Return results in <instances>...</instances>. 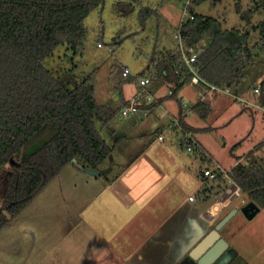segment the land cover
<instances>
[{
	"label": "rangeland",
	"instance_id": "374dc122",
	"mask_svg": "<svg viewBox=\"0 0 264 264\" xmlns=\"http://www.w3.org/2000/svg\"><path fill=\"white\" fill-rule=\"evenodd\" d=\"M118 1L104 0L98 9L87 15L84 20L87 34L75 52L66 45H60L43 61L47 69L68 85L72 84L69 78L80 79L84 73L96 70L94 96L98 102L110 107L118 106L120 90L125 96L132 93L133 82L130 79L138 77L147 65L146 74H149L153 54L164 49H175L173 35L177 32L179 19L186 6H191L197 13L215 17L223 29L244 30L250 27H246L239 10H247L255 0H219L214 4L211 0H202L198 4H192V0H124L135 5L126 16L121 14L123 8L117 6ZM142 5L155 8L157 15H151L142 23ZM186 12L184 20L189 17L188 9ZM263 17L264 11L254 12L251 15L252 24ZM257 39V32L252 31L249 44ZM253 52H256L257 57L246 66L239 79L245 93H240L236 86L228 90L232 94L240 93L243 97L249 95L250 105L245 100L236 102L231 95L224 93L220 98L232 103L229 112L220 102L213 105L208 120V116L195 114L199 122L197 125L202 126V123H211L218 115H224L225 120L227 113H230V123L225 120L221 122L220 129L203 135L213 139L210 141L213 146H219L216 151L222 158H232L228 165L225 164L226 167L218 162L226 169L236 165V157L243 159L242 154L246 156L250 149L264 140V109L256 105L260 94L254 91L258 86L254 85L256 79L264 77V54L257 48ZM124 69H127L128 77L122 75ZM155 84L159 83L153 80L148 87L151 89ZM168 90L169 86H166V93ZM181 103L189 107L194 105L186 99ZM158 112L161 115L163 111L158 109ZM133 113L129 116L118 113L122 117L116 115L118 119L115 116L116 120L112 119L115 121L111 120L107 126L100 128L101 136L110 147L113 146V142H109L113 133L121 134L120 129L141 136L146 131L151 133L156 130L159 124L156 114L149 112L144 116L140 111ZM201 130L191 131L194 137H198ZM166 131L162 132L163 143H170L182 150L184 160L193 172L210 164L206 152L208 159L199 161L195 157L196 153L181 148L185 143L180 130ZM130 145V142L123 141L116 148L114 146L111 161L105 160L98 167L100 173L97 176L67 165L18 213L8 215V221L0 228V264H164L168 254L177 250L181 253V248L188 247L187 225L181 224L184 232L179 228L174 231V222L179 215L189 212L202 218L203 210L218 212L229 201L223 209L234 205L238 214L229 219L228 225L235 227L236 233L241 234L244 242L242 246L246 254L250 255L249 264H264V207L252 219L246 220L241 207L247 194L237 184H233L234 191L229 196L223 191L222 181L205 179L203 181H207V184L195 193L199 196L206 194L210 198L207 203H203L208 207L185 209L180 204L184 203L183 199L188 198L187 194L192 189L189 184L191 170L182 165L174 169L172 179L170 172L168 175L166 170L159 169L152 162L153 157L147 146L142 145V142L135 147H127ZM125 147L124 151L127 152L122 156L120 151ZM135 148L140 154L133 161ZM255 152L264 160V146ZM189 158L199 165H193ZM115 160L120 166L112 164ZM8 170L5 167L0 171V209ZM216 186L222 189L221 192L216 193ZM171 207H175L178 215L171 212ZM169 231L170 236L167 237L174 241L173 246L164 240L160 241L166 236L158 234H167Z\"/></svg>",
	"mask_w": 264,
	"mask_h": 264
},
{
	"label": "trees",
	"instance_id": "16d2710c",
	"mask_svg": "<svg viewBox=\"0 0 264 264\" xmlns=\"http://www.w3.org/2000/svg\"><path fill=\"white\" fill-rule=\"evenodd\" d=\"M201 1L192 0V4ZM217 1L211 0L213 4ZM103 2L0 0V171L9 169L0 228L8 221V215L18 213L73 159L82 168L98 170L111 152L100 128L131 102L139 88L138 78L149 76V84L152 79L161 78L171 85L168 95L175 96L177 90L189 83L194 70L198 76V84L194 85L198 101L192 107L181 103V112L175 118L181 116V126L195 131L184 121L183 112L195 109L200 116H207L211 107L208 96L238 85L246 66L254 62L253 49L264 54V17L256 24L251 20L254 12L264 11V0H255L247 10H239L246 27H250L244 30L223 29L215 17L187 6L194 18L183 24L181 35L186 46L200 45L196 61L190 65L184 61L174 37L175 49L160 51L151 59L149 74L144 70L130 79L135 82L133 96L125 99L120 90L121 105L113 109L94 96L96 70L84 73L80 79L69 78L72 84L68 85L43 64L60 45L73 52L80 47L87 34L85 18ZM117 6L123 8L121 14L126 16L135 5L119 0ZM153 14L157 15L155 8L141 6L142 23ZM252 31L257 32L258 39L249 44ZM212 85L216 89L207 94ZM258 87L260 103L264 105V79ZM156 99L135 100L138 111L146 110L147 114L159 105L160 100ZM263 146L264 140L246 154V163H237L230 173L232 182L247 193L248 202L259 208L264 207V160L255 151ZM195 153L200 161L208 159L203 152ZM209 165L198 169L201 177L202 170Z\"/></svg>",
	"mask_w": 264,
	"mask_h": 264
},
{
	"label": "crops",
	"instance_id": "0c3cea01",
	"mask_svg": "<svg viewBox=\"0 0 264 264\" xmlns=\"http://www.w3.org/2000/svg\"><path fill=\"white\" fill-rule=\"evenodd\" d=\"M154 56H156V54H153V57ZM151 59H150V62H151ZM147 69H148V65L146 66L145 71ZM263 79H264V77L259 76L256 79L254 85L255 86L256 85L259 86V84L261 83V81ZM153 80L156 83H159V84H155L153 86V88L151 87V90L159 97L160 103H159V105L154 107L149 112H152V113L156 114V117H159V124L156 126V130H153L151 133L149 131L148 132L146 131V132L143 133V136H141V134H134V133H131V132L127 133V132L123 131L122 129H120L121 134H114L113 133L114 136L110 139L111 141H109V142H113V146L111 147L110 154L108 155V157L105 160H109V162L111 161V159L113 157V155H112L113 154V150H114L113 147L115 146L114 148H116L120 142H123V141L124 142H130L132 145L127 146V147H131V148L135 147V145L136 146L140 145V142H142V145H145V146H147L149 148L148 150L150 151V153H151V155L153 157L152 162L156 163L157 166L159 167V169H162L163 171L166 170L168 172V175H169V172H170V174H172V179H174V169L181 168L182 165L186 169L191 170V172L189 173L191 182L189 184L192 185V189H191L192 191L190 190L188 192V194H187L188 198L183 199L184 203L180 204V205L183 206L185 209H188V210L199 209L200 207L202 209H206L208 206L205 207L204 204L207 203L210 198H208V196L206 194H204V196H199V195H197L195 193V191H200L201 190L200 187L206 185L207 184L206 182L208 180L209 181L210 180L211 181H216V182L217 181H222L223 184H224V186H223L224 193L230 196L233 193V191H234L232 185L235 184V183L232 182L231 184H228L226 182V179H224L223 177H217L216 179H210V178L203 177V176L201 177L199 172H198V169H196L193 172L192 168L189 166V163L185 162L184 157L182 155V153H183L182 150H180L179 148H174L170 143L169 144H164L163 143V139L164 138L163 139H158V137H157L158 134L163 132V131H166V130H169V129H171L172 131L176 130L173 126L170 127V128H169V126L172 123L173 118H175V116L180 114V112H181V102L183 101V99H186L187 102H190V104H192V105L196 104L197 101H198V98H199L198 92L194 89L195 87L192 84L188 83V84L184 85L183 87H181L179 90H177L175 96H170V95H168V93H166L167 92L166 91V86H169V89H170L171 85L167 84V82H165L161 78H154V79H152V81ZM156 80H159V81H156ZM258 81H260V82H258ZM132 84H133L132 93L130 95H127V96L124 95L125 99L131 98L133 96L135 90H136L135 89V82L133 81ZM236 88L239 90L240 93H242V94L245 93L243 91V89L240 87V83L236 86ZM228 90H229V88H227V89H225V90H223L221 92H218L217 94L213 92L211 95L208 96V98L210 99V102H211L210 103L211 107H210L209 113L207 114V116H208L207 120L209 119V117L211 115V111H212L213 105H216V104H218L220 102H222L223 105L226 106L225 108H227V112L230 111V107H231L232 103L230 101H226L225 102L224 99L222 100L220 98L221 94L225 93L227 95L229 94V96L231 95V97H233L236 102L245 100V102L250 105V96L249 95L245 94V97H243V95H241L240 93L232 94V93H229ZM254 91H255V89H254ZM256 92L259 93L260 96H261V89H259ZM159 93H160V95H159ZM255 103H257L256 105L258 107L264 109V105L262 103H260V97L256 100ZM120 105H121V101H120V98H119L118 106L111 107V108L115 109V108H118ZM249 108H250V106H249ZM158 109H162L163 112H162L161 115L158 114L159 113ZM149 112H148V114H149ZM183 113H184L183 114L184 121L188 125L192 126L194 128V130H200V128H202L201 132H199L200 136H198V137L195 136V137H196V140L199 142V144L203 147L205 152L207 154H209V156L211 158H213L214 160H216L217 162H219L223 166H225V164L228 165L229 164L228 162H230L232 158L231 157H228L227 159L226 158H222L220 153H218L216 151L217 149H219V146L218 147L213 146L211 144V142H210L213 139L205 137L203 135L204 134L205 135L209 134L211 132H214V131L220 129V127L222 126L221 122H224L225 120H227V123H230V121L232 120V118H230V116H229L230 113H227L228 117L225 120H223L225 118V117H223L224 115L223 116L218 115V116H215V118L213 120H211V123H209V122L202 123V126H198L197 125V124H199V122H197V117L195 115L196 114L195 109L190 110V111H184ZM133 114H131V115H133ZM147 115H144V116H147ZM117 116L122 117V116H120L118 114H117ZM117 116L115 117L116 119H118ZM122 119L123 118H119V120H122ZM115 120H112V121H115ZM141 120H143V118H141ZM126 121L127 120H125L124 123ZM234 135H235V138L237 139L238 136H236V133H234ZM137 136H139V138H135ZM222 144L225 145V143H222ZM237 144H239V143H237ZM237 144L235 146H237ZM127 147H125L123 149V151H120V155L123 156V154L125 152H127V150L124 151ZM136 150H138V149L135 148V150H134V152L132 154L134 156L133 159H132L133 161L135 160L136 156H138V154H140ZM231 150L232 149L229 150L230 154H231ZM178 155L182 156V158L180 156H178ZM233 156L236 157V155H233ZM242 156L244 157L243 159H242V157H236L237 158V160L235 161L236 164L237 163H246L247 162V157L244 156L243 154H242ZM189 161H191V163H193V165H195V166L199 165V163H196L195 160L192 161L190 158H189ZM199 161H200V159H199ZM112 164H117V161L115 160V162H113ZM67 165H72V167L74 169H77L78 171L82 170L84 172L83 169L76 167L74 164L69 163ZM67 165L65 167H67ZM117 165L120 166V164H117ZM229 166H232V165H229ZM99 173H100V171L98 170V174H96V176L99 175ZM205 179L207 181H203ZM214 190L217 193V192H221L222 189L219 186H216ZM243 193H246V192L243 191ZM191 195L193 196L192 199L190 198ZM247 199H248V197L246 198V201L242 202V207L248 202ZM229 202H227L225 205H223V207L219 208L218 212L217 211H215V212H213V211L207 212L206 210L205 211L203 210L204 216L202 218L201 217L197 218L195 215H193L192 213H189V212L184 213L183 215H179L180 217L177 219V221L174 222V226H173L174 227V231H175V229L179 228L182 232H184V230L181 229V224L183 223V224L187 225L186 229H187L188 233H187L186 236L189 239L188 247L185 248V249L181 248V253H179L178 250H177L173 254H168L166 256V259L164 260V264H177V263L178 264H180V263L185 264L184 260H187V258L190 259V263L191 264H198L197 259H194V258L191 259L189 257V252L195 247V245L203 237H205V235L210 230L213 229V227L217 224V222L221 218H223L231 209L236 207V206L232 205V206H229V207H226L225 209H223L224 206H227L229 204ZM171 208H172L171 212H174L175 216L178 215V214L175 213V210H174L175 207H171ZM260 209H259V211H260ZM220 210H222V212ZM237 214H238V210L233 215H237ZM242 216L246 220L247 219L250 220V219H252L254 217L253 216L250 219L246 218V216L243 213H242ZM229 221L225 225H228ZM225 225L220 230L221 237H223L228 242V246H231L236 251L235 256H238L239 258H241L245 262V264H249L248 260H250V255L248 253L246 254V252H245V250H244V248L242 246V245H244V242L241 239V234H238V232L236 233V231H235L236 228L235 227L232 228L229 225L228 226H225ZM236 226L239 227V225H236ZM170 231L167 234H163V233H158V234L166 236L165 238H160V241L164 240L165 243H167L170 246H173L174 245V241L172 239H170L169 237H167V236H170ZM225 248L226 247H222L218 254L220 255L222 253V251H225ZM204 251H206V250H202V252L197 256L198 260L203 258L202 255H204V253H205ZM248 257H249V259H248ZM216 258H213V259L209 260V262H207L206 264H215L216 260L218 259V258L217 259ZM167 259H168L169 262L167 261Z\"/></svg>",
	"mask_w": 264,
	"mask_h": 264
},
{
	"label": "built area",
	"instance_id": "2783aa9c",
	"mask_svg": "<svg viewBox=\"0 0 264 264\" xmlns=\"http://www.w3.org/2000/svg\"><path fill=\"white\" fill-rule=\"evenodd\" d=\"M186 9L187 6L185 7ZM186 9L183 10V13L181 14V17L179 19V23H178V28H177V32L174 34V37L176 38L177 41V45H178V50L181 52L182 57L184 59V61L190 65L192 62L196 61L197 55L199 53L200 50V45H191V46H186L182 35H181V30H182V26L183 24L188 20V19H193L194 16L193 14L189 11V17L187 19L184 20V16L187 14ZM100 44L98 43V46ZM192 70V69H191ZM122 75L123 76H127L128 75V71L127 69H124L122 71ZM150 79L148 76L142 77V78H138V90H136V94L134 95V97L132 98L131 102L129 104H126L124 106L121 107L119 113L122 116H126L130 113L136 112L138 111V107L135 104V100H141V101H157L156 97L151 93V91L148 88ZM190 84H192L193 86L198 84V76L196 75V72L193 70V75L189 81ZM215 86H210L207 90V94L211 93V91L215 90ZM259 87L257 86L255 88V91H258ZM172 91L169 89V93H171ZM146 110H143V113L146 114ZM180 118L181 116H178L176 118H174L172 120V124H170V127H175L177 130H180L184 136V148L186 151H188L189 153H195V152H203L205 153V151L203 150L202 146L199 144V142L196 140V138L194 137V134L191 130H186L184 129L181 124H180ZM158 139H163V134L162 132L158 134ZM206 154V153H205ZM210 159V165L206 168H204L203 171V176L210 178V179H216L217 177H223L224 179H226V182L231 184L232 183V178L230 177V173L232 172L231 169L232 167L226 169L223 166H221L216 160H214L213 158L209 157ZM190 198L192 199L193 196L191 195Z\"/></svg>",
	"mask_w": 264,
	"mask_h": 264
},
{
	"label": "water",
	"instance_id": "95a60500",
	"mask_svg": "<svg viewBox=\"0 0 264 264\" xmlns=\"http://www.w3.org/2000/svg\"><path fill=\"white\" fill-rule=\"evenodd\" d=\"M72 164H74L76 167L83 169L85 172L90 174H98V170L87 168V167H80V165L73 159ZM259 207L252 201L246 203L242 208V213L246 216V218H252L258 211ZM237 211V209L233 208L231 209L223 218H221L217 224L213 227L212 230H210L205 237H203L196 245L195 247L189 252V257L191 259H197L198 264H206L209 262V260L216 258L215 264H225L228 262L230 255H235L236 251L233 248H228V242L221 237L220 230L221 228L229 221V219L233 216V214ZM222 247L225 248V252L222 251V253L219 255V251ZM227 249V250H226ZM204 251V255L202 259L197 258V256Z\"/></svg>",
	"mask_w": 264,
	"mask_h": 264
},
{
	"label": "flooded vegetation",
	"instance_id": "af4514ba",
	"mask_svg": "<svg viewBox=\"0 0 264 264\" xmlns=\"http://www.w3.org/2000/svg\"><path fill=\"white\" fill-rule=\"evenodd\" d=\"M248 203V202H247ZM228 248H232L231 246H228ZM227 250V249H226ZM225 252V251H224ZM234 256V257H233ZM185 264H191L190 263V259L187 258V260H184ZM178 264V263H177ZM182 264V263H180ZM225 264H245V262L239 258L238 256L235 255H230V258L228 260V262H226Z\"/></svg>",
	"mask_w": 264,
	"mask_h": 264
}]
</instances>
